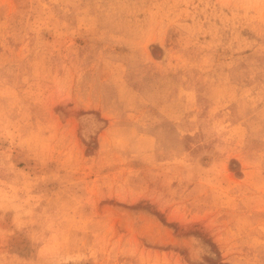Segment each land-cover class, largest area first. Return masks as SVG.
I'll list each match as a JSON object with an SVG mask.
<instances>
[{
	"label": "rangeland",
	"instance_id": "1",
	"mask_svg": "<svg viewBox=\"0 0 264 264\" xmlns=\"http://www.w3.org/2000/svg\"><path fill=\"white\" fill-rule=\"evenodd\" d=\"M0 264H264V0H0Z\"/></svg>",
	"mask_w": 264,
	"mask_h": 264
}]
</instances>
